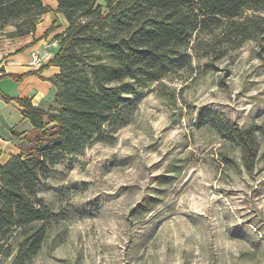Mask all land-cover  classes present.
<instances>
[{
    "label": "rangeland",
    "instance_id": "obj_1",
    "mask_svg": "<svg viewBox=\"0 0 264 264\" xmlns=\"http://www.w3.org/2000/svg\"><path fill=\"white\" fill-rule=\"evenodd\" d=\"M43 42L33 51L57 45ZM195 42L191 67L142 88L112 140L47 172L40 193L61 219L30 264H264V48L249 39L218 56ZM207 110L257 128L251 162ZM31 130L14 128L19 148Z\"/></svg>",
    "mask_w": 264,
    "mask_h": 264
},
{
    "label": "trees",
    "instance_id": "obj_2",
    "mask_svg": "<svg viewBox=\"0 0 264 264\" xmlns=\"http://www.w3.org/2000/svg\"><path fill=\"white\" fill-rule=\"evenodd\" d=\"M57 2L56 12L67 23L54 36L57 50L50 60L37 70L4 74L22 80L48 65L59 66L48 78L57 87L54 102L44 107L0 88L4 99L24 107L32 125L20 152L0 165V264L6 259L30 264L57 228L61 212L40 193L51 167L81 153L92 138L112 140L115 130L129 122L142 88L191 67L192 39L194 50L218 56L249 39L264 48V0ZM52 9L44 0H0V29L11 26L12 37L34 34L42 15ZM54 22L44 36L61 26ZM204 117L238 145L246 162L252 161L256 127L214 110Z\"/></svg>",
    "mask_w": 264,
    "mask_h": 264
},
{
    "label": "crops",
    "instance_id": "obj_3",
    "mask_svg": "<svg viewBox=\"0 0 264 264\" xmlns=\"http://www.w3.org/2000/svg\"><path fill=\"white\" fill-rule=\"evenodd\" d=\"M53 3H47L53 9L44 13L38 23L37 30L34 34L23 37H12L8 35L11 26H6L0 29V82L9 80L12 91H5L1 85L0 88L6 94L11 96H30L34 104L42 105L44 107L50 106L54 102L57 93V87L48 78L59 71V66L51 64L41 70L40 73H34L25 76L22 80H17L6 73H24L28 70H37L42 64L50 60L46 59L41 65H31V54L35 46L39 43H44L45 38L55 36L61 32L66 26V19L62 13L56 12L57 0H52ZM54 17L53 19H51ZM59 17L61 26L51 31L46 37L45 31L54 20ZM57 24V25H59ZM35 39H38L34 42ZM56 41V40H55ZM57 47H53V52ZM52 52V53H53ZM53 93V98H52ZM0 105L4 108L5 113L0 111V165L4 164L13 154L20 152V148L16 145V137L13 134L14 128L20 123H30L23 115V106L18 104L15 100H6L0 94ZM0 108V109H1ZM20 113V116L18 115ZM12 118H21L19 122H14ZM28 121V122H27ZM31 125V123H30ZM32 126V125H31Z\"/></svg>",
    "mask_w": 264,
    "mask_h": 264
},
{
    "label": "built area",
    "instance_id": "obj_4",
    "mask_svg": "<svg viewBox=\"0 0 264 264\" xmlns=\"http://www.w3.org/2000/svg\"><path fill=\"white\" fill-rule=\"evenodd\" d=\"M55 43V42H53ZM53 53L50 52H37V51H33L31 54V61L30 63L32 65H41L43 61H45L46 59H48L49 57L52 56Z\"/></svg>",
    "mask_w": 264,
    "mask_h": 264
}]
</instances>
